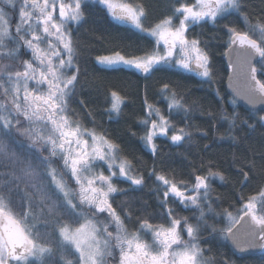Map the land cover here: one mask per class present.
Returning a JSON list of instances; mask_svg holds the SVG:
<instances>
[{"label": "snow or ice", "instance_id": "obj_1", "mask_svg": "<svg viewBox=\"0 0 264 264\" xmlns=\"http://www.w3.org/2000/svg\"><path fill=\"white\" fill-rule=\"evenodd\" d=\"M95 2L113 20L154 42L151 48L141 45L128 52L116 46L97 55L96 62L110 69L131 68L145 77L175 67L211 81L210 54L189 33L201 23L240 16L243 30L224 26L230 87L234 97L264 104V79L258 78L264 73V9L253 16L245 11L243 0H173L170 14L146 26L142 0ZM84 8L85 0H0V264H218L200 239L201 225L207 226L208 215L215 213L211 180L226 179L211 164L206 174H195L194 183L153 167L150 175L163 190L158 199L164 222L138 217L139 227L129 230L125 217L131 220L132 210L126 208L122 217L113 207V195L125 191L114 178L136 187L145 178L117 142L73 118L71 102L81 70L72 26L83 20ZM255 57L260 58V68ZM159 91L168 115L150 103L145 92L139 120L146 129L140 139L154 156L157 137H167L172 144L192 137L187 127L178 128L170 119L181 111L187 118L191 109L184 97L169 83ZM109 96V115H119L125 98L116 90ZM223 119L235 128L239 117L225 111ZM257 122L264 124V114ZM242 123L254 127L247 120ZM228 136L236 139L231 131ZM244 167L238 169L242 185L250 179ZM170 200L198 212L196 223L179 216ZM240 201L235 215L229 208L216 213L228 221L222 234L240 251L264 248V186L247 198L241 194Z\"/></svg>", "mask_w": 264, "mask_h": 264}, {"label": "trees", "instance_id": "obj_2", "mask_svg": "<svg viewBox=\"0 0 264 264\" xmlns=\"http://www.w3.org/2000/svg\"><path fill=\"white\" fill-rule=\"evenodd\" d=\"M142 2L148 13L145 24L150 26L171 13L173 0ZM243 2L245 11L250 15L255 16L264 9V0ZM84 12L83 20L72 26L73 40L78 45V63L81 70L76 95L71 102V108L74 110L72 115L74 119L79 118L86 127H95L117 142L122 154L132 160L135 170L145 178V183L139 187L114 178L117 186L125 191L113 195V207L122 217L126 208L132 210V219L127 220L125 217L129 230L139 227L138 217L150 218L153 224L164 222L163 210L159 206L163 190L155 176L150 175L153 167L176 180L194 183L195 174H206L211 164L214 170L222 171L226 179L211 180L215 213L208 215L207 226L201 225L202 247L210 249L207 255L214 257L218 264H225V261L227 264H264V250L260 255L247 257H240L231 250L221 231L228 227V221L223 215H216L224 208H229L235 215L241 207V194L247 198L264 186V124L257 122V116L264 114V111L252 112L236 103L233 104L223 86L226 71L221 57L227 47L224 26L232 25L243 30L241 17L229 15L219 19L216 24L205 22L191 29L189 36L198 37L210 54L212 79L208 81L175 67H162L146 78L139 77L132 69L102 68L96 62L97 55L107 54L116 46H122L125 52L138 50L141 45L151 48L154 42L131 26L113 20L106 9L95 0H85ZM15 22L16 17H13V25ZM256 67L260 68V63ZM258 78L264 79V73L258 74ZM163 83L174 87L190 107L187 118L181 111L173 112L170 119L178 128L187 127L192 132V137L180 144H172L167 137H157L155 142L158 151L154 156L140 139L146 129L139 120L144 116L145 92L149 102L168 115L167 101L159 91ZM110 90L118 91L125 98L119 115H109L107 111L111 102ZM80 100H83L85 105H81ZM225 111L229 116L233 112L238 115L235 128H231L223 119ZM244 120L254 127L243 124ZM197 128L203 131H197ZM229 131L236 137L235 140L228 136ZM203 132L207 134L204 135ZM21 154L25 155L23 152ZM249 162H254L256 166L248 168L246 165ZM241 166H245L244 171L250 173V179L244 185L241 184L243 177L238 171ZM169 203L179 216H188L192 218V223H196L194 216L198 215V212L185 209L175 200H170ZM56 260H59L58 253Z\"/></svg>", "mask_w": 264, "mask_h": 264}, {"label": "water", "instance_id": "obj_3", "mask_svg": "<svg viewBox=\"0 0 264 264\" xmlns=\"http://www.w3.org/2000/svg\"><path fill=\"white\" fill-rule=\"evenodd\" d=\"M227 49V47H226ZM226 49L224 50L223 54H222V62L224 64V67H225V71H226V76H225V79H224V83H223V86H224V89H225V92L226 94L233 100L235 99V103L241 107H243L244 109L246 110H249V111H252V112H258V111H264V104L262 103H257L255 105H251L249 104L245 99L241 98V97H234V93H233V89L232 87H230V83H231V71L228 67L229 65V57L225 55V52H226ZM260 61V58L259 57H255L254 58V63L255 65H257ZM133 72L138 75L139 77L141 78H146L144 74H141V73H138L136 72L134 69H133ZM225 238V237H224ZM225 241L227 243V245L231 248V250L238 256L240 257H247V256H257V255H260L264 248H254V249H247L245 251H240L238 249L235 248V246L232 244L231 240H228L225 238Z\"/></svg>", "mask_w": 264, "mask_h": 264}, {"label": "rangeland", "instance_id": "obj_4", "mask_svg": "<svg viewBox=\"0 0 264 264\" xmlns=\"http://www.w3.org/2000/svg\"><path fill=\"white\" fill-rule=\"evenodd\" d=\"M132 28V27H131ZM132 29H134V28H132ZM134 30H136V29H134ZM137 31V30H136ZM102 66V65H101ZM119 68H126V67H124V66H118ZM126 69H131V68H126ZM118 179H121V180H123L122 178H118Z\"/></svg>", "mask_w": 264, "mask_h": 264}, {"label": "flooded vegetation", "instance_id": "obj_5", "mask_svg": "<svg viewBox=\"0 0 264 264\" xmlns=\"http://www.w3.org/2000/svg\"><path fill=\"white\" fill-rule=\"evenodd\" d=\"M118 22V21H117ZM101 66V65H100ZM102 68H105V69H110V68H106V67H104V66H101ZM116 68H119V67H116Z\"/></svg>", "mask_w": 264, "mask_h": 264}]
</instances>
